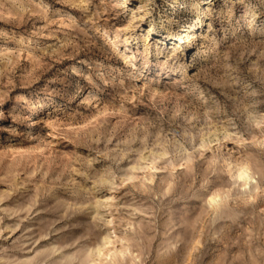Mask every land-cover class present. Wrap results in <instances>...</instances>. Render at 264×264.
<instances>
[{"label": "rangeland", "instance_id": "1", "mask_svg": "<svg viewBox=\"0 0 264 264\" xmlns=\"http://www.w3.org/2000/svg\"><path fill=\"white\" fill-rule=\"evenodd\" d=\"M206 1L0 0V264H264V0Z\"/></svg>", "mask_w": 264, "mask_h": 264}, {"label": "bare ground", "instance_id": "2", "mask_svg": "<svg viewBox=\"0 0 264 264\" xmlns=\"http://www.w3.org/2000/svg\"><path fill=\"white\" fill-rule=\"evenodd\" d=\"M213 1H206L204 3V5H197L194 6L195 10L197 11L198 15L200 16L199 18V25L200 23L202 24L203 19L202 16H207L210 15L211 12H213V5L212 4ZM209 4V5H208ZM139 10H135V14H138ZM141 15V14H140ZM142 19L145 18L144 15L141 16ZM200 28V26L198 27ZM155 30L154 26H151L150 29L147 31L146 35H144V38L147 42V44H149L150 41V37L153 35V32ZM190 36L188 35H182L178 40L175 39H170L169 37H165L162 38V46H157L158 50H161L163 48V46H174V55L176 56L175 52L176 49L175 48H180L181 46L179 45V41L181 43H183L185 41H189ZM200 38L201 35H200ZM174 41V42H173ZM126 42L130 43V40L127 39ZM176 46V47H175ZM205 54V56H207V51L203 52ZM0 105H3V102L0 101ZM225 134V133H223ZM232 134V132H231ZM226 135H230L229 132H227ZM235 136V135H234ZM219 140L218 139H214L212 142H215ZM203 148L205 147V145L202 146ZM149 156H144L142 158L143 163L140 165H134L132 167V170L135 172L138 171H144L146 173V175L149 174H153L155 172H159L161 170H168V169H172V170H177V169H184L187 167V165L189 164L190 160L186 159L183 161H179L178 163H175L173 161H170L168 159H166V154L165 153H155V152H149L148 153ZM191 159V158H190ZM235 177L237 179H239L240 181H243V185H248L250 184L249 182L252 180V176L249 170L248 166H239L236 170V174ZM138 176L131 174L128 176L127 181H137L138 180ZM220 199L219 196H212L210 197V202L211 203H216L218 202V200ZM109 199H99L97 203H99L98 205L103 206L105 203L108 202ZM106 207V206H105ZM110 207V206H109ZM115 241L112 240V238H110L109 236H106L103 240V245L99 246L96 248L95 251L92 252V254H90V256L93 257V261L90 262V264H117L118 263V258L119 256H123L124 255V250L123 249H119L115 246ZM112 246V247H111ZM64 255V254H63ZM65 257V255H64ZM95 257V258H94ZM121 259V258H120ZM122 261V260H121ZM27 263V262H26ZM121 264V263H120Z\"/></svg>", "mask_w": 264, "mask_h": 264}]
</instances>
